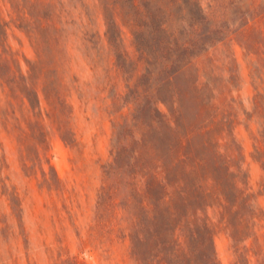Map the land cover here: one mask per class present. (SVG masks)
I'll list each match as a JSON object with an SVG mask.
<instances>
[{
  "label": "trees",
  "instance_id": "16d2710c",
  "mask_svg": "<svg viewBox=\"0 0 264 264\" xmlns=\"http://www.w3.org/2000/svg\"><path fill=\"white\" fill-rule=\"evenodd\" d=\"M97 9L105 17L104 36L94 28ZM246 14L243 0H0V77L8 95L29 100L34 115L42 114V96L64 112L73 47L96 63L106 59L108 83L118 76L126 81L125 94L116 88L109 94L116 130L104 174H117L127 188H146L141 202L148 220L165 216L164 234L142 232L157 236L158 264H215L220 230L237 251L252 235L254 194L246 181L240 185L229 139L236 100L227 101L232 77L225 76L221 48L230 24L244 26ZM12 26L37 53L26 74L7 43ZM259 93L257 106L264 102ZM242 254L235 264H242Z\"/></svg>",
  "mask_w": 264,
  "mask_h": 264
},
{
  "label": "rangeland",
  "instance_id": "374dc122",
  "mask_svg": "<svg viewBox=\"0 0 264 264\" xmlns=\"http://www.w3.org/2000/svg\"><path fill=\"white\" fill-rule=\"evenodd\" d=\"M243 4L248 22L231 23L221 48L225 76L232 77L227 101L236 100L230 107L235 120L229 139L241 166L240 185L246 181L254 194L250 202L257 216L252 235L238 251L232 237L219 231L215 264H235L240 253L242 264L264 262V102L257 106L254 98L264 95V0ZM95 20L94 28L104 36L106 21L99 9ZM125 31L126 47L134 53L132 33ZM7 43L26 74L37 58L31 40L12 26ZM71 54L63 113L42 96V114L34 115L29 100L22 104L8 95L0 77V264H158L157 236L145 238L142 232L151 228L164 234L165 216L148 220L141 202L146 188H127L117 174H104L113 159L116 130L109 94L114 88L125 94L126 81L118 76L108 83L106 59L96 63L77 47ZM196 258L201 260V254Z\"/></svg>",
  "mask_w": 264,
  "mask_h": 264
}]
</instances>
